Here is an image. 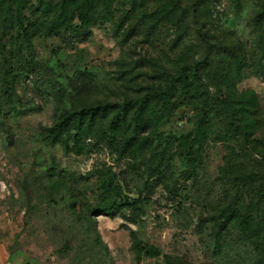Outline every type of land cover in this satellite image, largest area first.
Returning <instances> with one entry per match:
<instances>
[{"label":"rangeland","instance_id":"1","mask_svg":"<svg viewBox=\"0 0 264 264\" xmlns=\"http://www.w3.org/2000/svg\"><path fill=\"white\" fill-rule=\"evenodd\" d=\"M76 1L0 0V264H264V0H113L54 34ZM207 57L208 115L141 106Z\"/></svg>","mask_w":264,"mask_h":264},{"label":"trees","instance_id":"2","mask_svg":"<svg viewBox=\"0 0 264 264\" xmlns=\"http://www.w3.org/2000/svg\"><path fill=\"white\" fill-rule=\"evenodd\" d=\"M113 0H84L82 3H77L74 9V15L70 17L67 15L68 10H65L67 14L64 13V16L60 17L56 26L52 29L54 34H59L62 30L65 33H76L81 31L84 28H87L91 25L93 14L100 8L103 9L104 12L110 11L111 4ZM74 0H71V3ZM75 19H78L80 24H75ZM210 58L207 57L203 61L196 62L192 65L185 66L179 74H173L170 76L169 84L167 88L161 93H150L148 96H145L143 99H140L139 102L141 106H143L148 99L151 97L160 99V100H169L172 96H174L175 92H180L184 96H187L189 100L193 102H197V104L201 105L202 113L206 112L210 113V110H206L207 107L211 106L209 101V97L202 95L204 91L202 89V71L210 64ZM33 70L37 71L43 78V80L47 83L50 91L55 95H61L66 92V88L57 80L56 74L53 69L49 67H43L42 65L36 63L33 65ZM92 79L89 77V74L84 71H79L76 76L70 81V87L72 90L78 94L82 95L89 90L92 89ZM201 99L203 102L201 103ZM212 107V106H211ZM210 107V108H211ZM89 111V110H88ZM205 115L203 114V119ZM67 120H61L58 127H66ZM207 120H205L206 122ZM247 125H243V136L245 139H249V133L247 130ZM264 177V175H263ZM140 201L135 200L131 206V215L130 220L132 222H136L140 217V212L142 211L139 206ZM117 209L115 206H107L101 209V214L107 216H115ZM131 240H132V248L140 249L141 244L138 241L137 235L135 231L131 230L130 232ZM158 251L148 250L147 254H158Z\"/></svg>","mask_w":264,"mask_h":264}]
</instances>
